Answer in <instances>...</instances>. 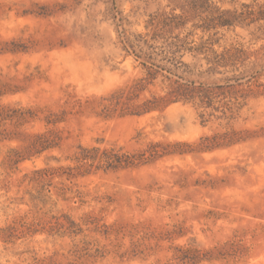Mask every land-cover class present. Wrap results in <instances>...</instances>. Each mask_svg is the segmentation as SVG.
<instances>
[{
	"label": "rangeland",
	"instance_id": "1",
	"mask_svg": "<svg viewBox=\"0 0 264 264\" xmlns=\"http://www.w3.org/2000/svg\"><path fill=\"white\" fill-rule=\"evenodd\" d=\"M0 264H264V0H0Z\"/></svg>",
	"mask_w": 264,
	"mask_h": 264
}]
</instances>
